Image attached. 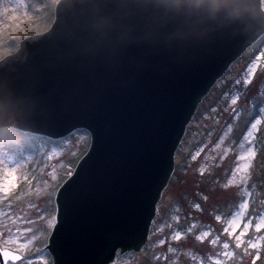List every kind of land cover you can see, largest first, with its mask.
Returning a JSON list of instances; mask_svg holds the SVG:
<instances>
[{"label":"water","instance_id":"95a60500","mask_svg":"<svg viewBox=\"0 0 264 264\" xmlns=\"http://www.w3.org/2000/svg\"><path fill=\"white\" fill-rule=\"evenodd\" d=\"M71 4L60 0L51 28L20 41L0 60V72L37 94L41 122L28 132L58 138L78 128L90 131V148L72 177L82 179L70 227L59 248L54 232L45 248L54 264H108L118 249H139L146 240L198 99L263 34L264 10L262 0H252L253 23L218 31L209 45L180 57L181 66L138 59L130 68L104 71L79 53L41 64L39 54L72 26ZM145 186L153 193L148 216L139 211Z\"/></svg>","mask_w":264,"mask_h":264},{"label":"rangeland","instance_id":"374dc122","mask_svg":"<svg viewBox=\"0 0 264 264\" xmlns=\"http://www.w3.org/2000/svg\"><path fill=\"white\" fill-rule=\"evenodd\" d=\"M60 0H0V60L18 50L26 37L47 31L55 19ZM264 10V0H262ZM264 33L233 61L211 87L196 108L185 127L174 154V166L169 181L157 201L155 213L144 243L137 250L118 249L108 264H199L221 251L207 240L198 242L195 236L211 225L214 235L233 245L236 257L231 264H252L244 247L236 248L235 241L224 236L222 228L227 219L239 210L241 203L249 207L246 219L253 224L264 216ZM255 68L249 75V68ZM235 100L236 104L231 102ZM257 129L245 139L252 124ZM24 143L2 149L7 157L19 161L15 186L5 197L0 192V245L20 229V243L27 247L19 250L23 257L17 264H54L48 248L49 233L40 216L51 213L56 202L55 192L68 179L69 170L75 171L78 162L87 153L92 135L78 128L62 137L24 133ZM221 139L223 142L221 143ZM219 144V147L216 145ZM249 148L256 156L248 179L241 183L245 170L232 173L245 163L239 159ZM199 153V155H197ZM193 157H196L193 160ZM223 157V158H222ZM7 166H0V182L8 179ZM231 181V183H229ZM49 194L53 200L49 201ZM207 195L208 200L203 197ZM199 203L203 211L192 205ZM36 208H29V205ZM215 215H221L217 222ZM180 217L177 223L174 219ZM19 217L20 219H17ZM32 220L27 224L24 221ZM195 221L197 228L186 229ZM30 228V232L23 231ZM181 232L179 240L173 236ZM264 235V230L250 231L246 239ZM161 240L164 241L161 244ZM14 251L17 245H11ZM173 251H169V249ZM194 257V258H192ZM256 264H264V258Z\"/></svg>","mask_w":264,"mask_h":264},{"label":"clouds","instance_id":"9594fccd","mask_svg":"<svg viewBox=\"0 0 264 264\" xmlns=\"http://www.w3.org/2000/svg\"><path fill=\"white\" fill-rule=\"evenodd\" d=\"M71 11L72 26L39 54L41 64L73 53L104 71L130 68L138 59L178 64L218 31L244 29L255 18L252 0H72ZM40 122L35 91L0 72V148L23 144L25 131Z\"/></svg>","mask_w":264,"mask_h":264},{"label":"snow or ice","instance_id":"6c2138e0","mask_svg":"<svg viewBox=\"0 0 264 264\" xmlns=\"http://www.w3.org/2000/svg\"><path fill=\"white\" fill-rule=\"evenodd\" d=\"M262 56H264V54H262ZM254 70V67L249 68V75H251ZM231 103L235 105L236 101L233 100ZM259 122L260 121H257V123L252 124V131L248 132L245 139H249L253 136ZM222 142L223 140L221 139V143ZM219 146V144L216 145V147ZM161 152H163L162 148ZM197 155H199V153H197ZM255 156V150L253 148H249L247 153L239 158L241 160H244L245 163L232 173L233 177H235L236 172L243 169L245 170V174L241 176V183L246 182L248 179L246 170L251 168V161ZM195 158L196 157H193V160H195ZM3 165L7 166L6 176L8 177V179L4 182H0V192H2L5 197H7L9 192L15 186V181L17 179L16 172L18 170L17 166L19 165V161L11 157H7L6 154L2 150H0V166ZM73 175H75V173L69 170L68 180H71V183H67V181H65L67 187H64L63 185L60 186L63 188V192L56 190L55 197H58V199L53 205V210L51 211V213L47 215V218H45V216L43 215L39 217L40 220H45L46 222V228L49 233V240H52L51 234L53 232L55 233V240L53 242L57 245L58 248L63 243L65 233L70 227L76 206L75 193L82 179L81 176H77L76 179L73 180ZM229 183H231V181H229ZM53 198V195L49 194L50 202L53 200ZM138 199L139 211L145 216L150 215L152 211L151 201L153 199L151 188L147 186L141 188L139 191ZM203 199L207 201L208 196L205 195ZM192 207L196 211H203L199 203L193 204ZM248 207L249 205L247 202L241 203L239 205V210L232 214L229 219H227L225 226L222 228V232L224 236L230 237L235 241L236 248L244 247V254L250 255L252 258V264H256L257 261L264 258V235H258L255 239H246V237L248 233L253 229L256 233H260L262 230H264V216H260L257 222L253 224V221L251 219H246V216L248 214ZM29 208H36L37 212L41 211L34 204L29 205ZM17 219L20 218L17 217ZM174 219L178 223L180 217L176 216ZM214 219L217 222H220L223 218L221 215H215ZM24 223L31 224L33 223V221L27 220L24 221ZM197 226V223L193 221L189 224L186 231L188 233H191L193 229L197 228ZM203 227L205 230L201 231L198 235L195 236L196 241L204 242L205 240H207V243H209L213 247H219L221 251L207 258H201L199 264H231V261H234L236 257V252L232 250L233 245L230 244L228 240H224L222 242L220 234L214 235V229L211 225H203ZM23 231L30 232L31 229H24ZM20 232L21 230L18 229L15 236H9L8 240L3 245H0V264H17L18 261H21L23 259V257L19 254V250L26 248L27 245L20 243ZM180 237L181 232L177 231L173 236V239L179 240ZM163 243L164 241L161 240V244ZM13 244L17 245L16 251H14L11 247V245ZM169 251H173V249L170 248ZM29 264H31V261L29 262Z\"/></svg>","mask_w":264,"mask_h":264},{"label":"trees","instance_id":"16d2710c","mask_svg":"<svg viewBox=\"0 0 264 264\" xmlns=\"http://www.w3.org/2000/svg\"><path fill=\"white\" fill-rule=\"evenodd\" d=\"M51 26H52V25H51ZM50 28H51V27H50ZM263 33H264V32H263ZM204 96H205V95H204ZM204 96H202V97H200V98L198 99L197 107H198L199 103L201 102V100L203 99ZM27 134H30V133H27ZM141 245H142V244H141ZM141 245H140V246H141ZM135 249H136V247H134V248H130V249L125 250V251L127 252V251H131V250H135ZM136 250H137V249H136Z\"/></svg>","mask_w":264,"mask_h":264},{"label":"bare ground","instance_id":"6f19581e","mask_svg":"<svg viewBox=\"0 0 264 264\" xmlns=\"http://www.w3.org/2000/svg\"><path fill=\"white\" fill-rule=\"evenodd\" d=\"M168 183V182H167ZM161 196V195H160ZM149 233V232H148Z\"/></svg>","mask_w":264,"mask_h":264}]
</instances>
